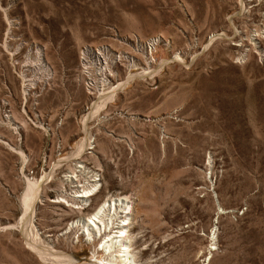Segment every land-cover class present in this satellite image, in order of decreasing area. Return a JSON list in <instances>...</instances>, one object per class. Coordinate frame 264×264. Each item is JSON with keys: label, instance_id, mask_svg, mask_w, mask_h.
Masks as SVG:
<instances>
[{"label": "rangeland", "instance_id": "rangeland-1", "mask_svg": "<svg viewBox=\"0 0 264 264\" xmlns=\"http://www.w3.org/2000/svg\"><path fill=\"white\" fill-rule=\"evenodd\" d=\"M110 195L141 264H264V0H0V264L103 262L68 227Z\"/></svg>", "mask_w": 264, "mask_h": 264}, {"label": "bare ground", "instance_id": "bare-ground-1", "mask_svg": "<svg viewBox=\"0 0 264 264\" xmlns=\"http://www.w3.org/2000/svg\"><path fill=\"white\" fill-rule=\"evenodd\" d=\"M191 4L189 6H191ZM42 50L38 52V63H39L38 66L42 71H49L50 66L46 62L43 53L44 51ZM118 58H119L118 55L116 54L114 55L108 47L105 46H102L100 48L87 47L83 51L82 64L85 72L92 75V73H90L91 71L90 69H92L93 67L96 70V72H99V76L103 79V82H106L107 76L105 75V71H106L105 69L108 67L107 64L108 63H110L109 65L118 64L117 63ZM89 82L90 84L93 83V79H91V77L89 79ZM111 90L113 91L115 90V88L108 87V91L106 93L104 92V94L100 97L101 98L100 102L102 101V99L107 97L109 93L112 92ZM248 105H249V109L251 110L250 114L253 115L256 114L258 116L259 114L254 113V111H252L255 105L252 102H249ZM98 106L100 107V105ZM253 115L252 117L255 116ZM85 145L91 147L90 146L91 140H89V142H87ZM82 146L79 147L78 149L79 152L81 151ZM90 181L91 183L88 186H83L82 188L74 190L75 197L81 200L82 202L81 205L83 207L88 205L92 199V196L96 195L99 192V183L96 173H93ZM36 188H37V183L35 181H29L26 186V191L23 196L26 216L27 214H29L31 210V204L34 201V194ZM58 201L61 202L62 200L59 199ZM28 216H30V214ZM131 216H132L131 202L129 198L127 196L110 195L106 197L104 200H102V202L88 216L72 221L68 228L80 229L81 230L80 233L86 237V240L88 242L95 243L96 241H98L96 249L98 252L103 254V257L101 258L103 262L95 260L91 264H104V263L141 264V261L138 258L134 249L132 248V244H131V240H132L130 235V225L132 219ZM28 220L30 219H27V221ZM33 228H34L33 224L31 223L30 220L29 222H27L26 225V231H28L29 236L30 233H32L31 231L34 230ZM35 242L31 241L29 242V244L37 251L40 257L44 260L50 259L49 256L51 255H53L56 260H65L66 257L72 258V256L66 255L64 253L54 252V254H52L51 252L42 250L41 246Z\"/></svg>", "mask_w": 264, "mask_h": 264}]
</instances>
